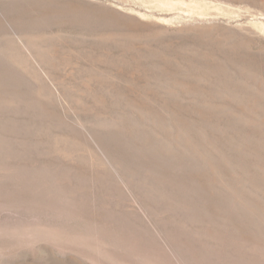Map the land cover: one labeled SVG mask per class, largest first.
Segmentation results:
<instances>
[{
	"label": "rangeland",
	"instance_id": "1",
	"mask_svg": "<svg viewBox=\"0 0 264 264\" xmlns=\"http://www.w3.org/2000/svg\"><path fill=\"white\" fill-rule=\"evenodd\" d=\"M126 13L164 29L130 38ZM243 263L264 264V0H0V264Z\"/></svg>",
	"mask_w": 264,
	"mask_h": 264
},
{
	"label": "bare ground",
	"instance_id": "2",
	"mask_svg": "<svg viewBox=\"0 0 264 264\" xmlns=\"http://www.w3.org/2000/svg\"><path fill=\"white\" fill-rule=\"evenodd\" d=\"M27 1H29V0H27ZM161 1H164V0H161ZM166 1V0H165ZM156 2V1H155ZM158 2H160V1H158ZM23 3V2H22ZM160 3H162V2H160ZM167 3H168V1H167ZM171 3V2H170ZM170 3H169V5H170ZM166 4V3H165ZM69 5V4H68ZM161 5V4H160ZM163 5V4H162ZM26 6H27V4H26ZM30 6V5H29ZM69 6H71V4L69 5ZM157 6V5H156ZM165 8V7H164ZM192 8V7H191ZM11 9V8H10ZM19 9V8H18ZM28 9V8H27ZM70 9V8H69ZM74 9V8H73ZM30 10V9H29ZM24 11V10H23ZM23 11L22 12H20V13H17V16L16 15H14V18H12L13 20H6V18H4V17H2V20H4L5 22H7L8 24V26H7V28L8 27H10V28H12L13 29V31L15 32V28H17V27H21V26H26L27 25V23L30 21L29 19H28V17H27V19H26V17L24 16V15H22V13H23ZM2 12V11H1ZM11 12V11H10ZM69 12H70V14L72 15V17H74L75 16V14H73L72 12L73 11H70L69 10ZM124 13V12H123ZM135 13V12H134ZM3 14V13H2ZM74 15V16H73ZM127 17H128V19L130 18V19H132V20H129L128 22V25H124V27H123V29L124 30H127V32H129V34L130 33H132L131 35H130V38H134L135 36H139V37H141V38H146L147 39V37H150V33L151 32H156V30L158 29V30H161L162 29V27H161V29H159L158 27H159V25L160 24H156V29H155V27H152V25L154 24H152V25H150V26H148V24L144 27V29L146 30V31H144V30H138L137 29V27H136V25H138V23H140L138 20H137V18H135V16L134 15H132V14H125ZM4 16V15H3ZM121 16V15H120ZM126 16H124V17H126ZM252 19V18H251ZM134 22H138L137 24H135ZM261 22V21H260ZM156 23V22H155ZM166 23H168L167 21H166ZM179 23V22H178ZM256 23V22H255ZM259 23V22H258ZM262 23V22H261ZM114 24V23H113ZM112 24V25H113ZM263 24V23H262ZM155 25V24H154ZM260 25V24H259ZM28 26V25H27ZM161 26V25H160ZM114 27H121L120 25H117V24H114ZM20 29V28H19ZM32 29V28H31ZM30 29V30H31ZM98 29V28H97ZM115 29V28H114ZM164 29V28H163ZM162 29V30H163ZM9 30V29H8ZM23 30V29H22ZM161 30V31H162ZM19 31V30H18ZM35 31V30H34ZM38 32V31H37ZM159 32V31H158ZM123 33V32H122ZM16 34H17V32H16ZM18 34H19V32H18ZM35 34V33H34ZM108 34V33H107ZM128 34V33H127ZM33 35V34H32ZM29 36V37H25V39L26 40H24V38L22 37V36H20L19 35V41L20 42H23L24 44H25V46H27V47H29V45L31 44V45H39V44H42V43H39L40 42V38L39 37H36V36ZM37 35V34H36ZM105 35V34H104ZM103 35V36H104ZM108 35H110V34H108ZM112 36H115V34L114 33H112V35H110L109 36V38H111ZM126 37H128V36H126ZM104 38V37H103ZM107 38V37H106ZM129 38V37H128ZM127 39V38H126ZM23 40V41H22ZM256 41V40H255ZM27 44H26V43ZM63 44V43H62ZM241 44V43H240ZM37 48V47H36ZM40 47H38V49H39ZM51 48V47H50ZM27 50V49H26ZM82 50V49H81ZM31 51V50H30ZM42 51V50H41ZM47 51V50H46ZM60 51V50H59ZM101 51V50H100ZM110 51V50H109ZM28 53H29V51H27ZM45 52V51H44ZM61 52V51H60ZM63 52V51H62ZM39 53H41V54H43L42 52H40V50H39ZM58 53V52H57ZM110 53V52H109ZM47 54V53H46ZM50 54V53H49ZM104 54V53H103ZM52 55V54H51ZM57 55V54H56ZM62 55V54H61ZM70 55V54H69ZM101 55V54H100ZM54 56H55V54H54ZM54 56H53V58H54ZM82 56V55H81ZM89 56V55H88ZM31 57V56H30ZM38 57H39V55H38ZM45 57V56H44ZM68 57V56H67ZM84 57V56H83ZM42 58H43V55H42ZM48 58V57H47ZM105 58V57H104ZM41 59V58H40ZM73 59V58H72ZM106 59V58H105ZM104 59V60H105ZM48 61H50L51 59H50V57L47 59ZM54 60V59H53ZM55 60H56V57H55ZM100 60V59H99ZM40 61V60H39ZM98 61V60H97ZM102 61V60H101ZM52 62V61H51ZM51 62H50V65H52L51 64ZM53 62H55V61H53ZM52 62V63H53ZM261 63V62H260ZM49 64V63H48ZM47 64V65H48ZM49 67H51V66H49ZM209 67V66H208ZM215 67V66H214ZM224 68V67H223ZM59 71V70H58ZM60 72V71H59ZM57 73V72H56ZM49 76V75H48ZM51 76V75H50ZM53 76V75H52ZM263 76V75H262ZM54 77V76H53ZM239 77V76H238ZM50 79V78H49ZM56 79V78H55ZM88 79V78H87ZM58 80V79H57ZM90 80V79H89ZM53 81V80H52ZM56 81V80H55ZM88 83V82H87ZM90 83V82H89ZM88 83V84H89ZM86 85V84H85ZM85 85H84V87H85ZM86 88V87H85ZM247 88V87H246ZM251 89V88H250ZM230 95V94H229ZM247 95V94H246ZM214 113V112H213ZM245 120V119H244ZM260 121V120H259ZM262 249V248H261ZM257 250V249H256ZM254 251V250H253ZM254 257V256H253ZM244 264V263H243ZM253 264V263H252Z\"/></svg>",
	"mask_w": 264,
	"mask_h": 264
}]
</instances>
